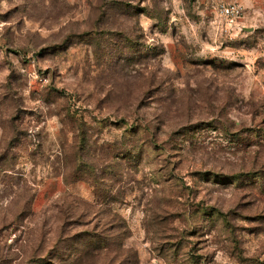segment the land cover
Segmentation results:
<instances>
[{"label": "rangeland", "instance_id": "374dc122", "mask_svg": "<svg viewBox=\"0 0 264 264\" xmlns=\"http://www.w3.org/2000/svg\"><path fill=\"white\" fill-rule=\"evenodd\" d=\"M0 264H264V0H0Z\"/></svg>", "mask_w": 264, "mask_h": 264}, {"label": "built area", "instance_id": "2783aa9c", "mask_svg": "<svg viewBox=\"0 0 264 264\" xmlns=\"http://www.w3.org/2000/svg\"><path fill=\"white\" fill-rule=\"evenodd\" d=\"M221 13L229 23H234L241 14V8L237 5H230L222 8Z\"/></svg>", "mask_w": 264, "mask_h": 264}, {"label": "trees", "instance_id": "16d2710c", "mask_svg": "<svg viewBox=\"0 0 264 264\" xmlns=\"http://www.w3.org/2000/svg\"><path fill=\"white\" fill-rule=\"evenodd\" d=\"M91 240V239H90Z\"/></svg>", "mask_w": 264, "mask_h": 264}]
</instances>
